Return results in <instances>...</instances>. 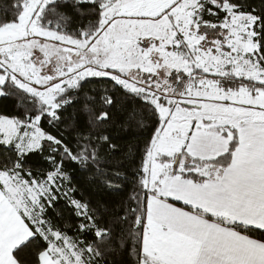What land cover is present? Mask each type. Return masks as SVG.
<instances>
[{
    "label": "snow or ice",
    "instance_id": "snow-or-ice-1",
    "mask_svg": "<svg viewBox=\"0 0 264 264\" xmlns=\"http://www.w3.org/2000/svg\"><path fill=\"white\" fill-rule=\"evenodd\" d=\"M0 99V264H264V0H0Z\"/></svg>",
    "mask_w": 264,
    "mask_h": 264
},
{
    "label": "trees",
    "instance_id": "trees-1",
    "mask_svg": "<svg viewBox=\"0 0 264 264\" xmlns=\"http://www.w3.org/2000/svg\"><path fill=\"white\" fill-rule=\"evenodd\" d=\"M89 88L103 90L106 87H110L105 82L93 83L88 86ZM14 101L12 99H0V109L12 111ZM111 134L115 138V142L119 145L116 153L109 150L107 146H104L100 153L99 158L101 164L105 170L116 167L119 164H125L128 166L131 172L132 166L128 163L131 159L129 155V149L133 145L140 144L141 141L137 139L140 135L135 128L130 131H123L119 127L111 129ZM33 164H41L42 161L36 158L32 161ZM67 171L74 177L73 183L80 187L83 192L87 193V199H91L94 202L100 204H107L110 207H118L119 202L127 199L128 192L131 189V184L122 191L109 192L99 185H92L88 183L89 178L92 176L91 172L82 171L78 165H69ZM131 179V176L129 177ZM91 240V237H88ZM135 257L131 253V248H118L115 251H108L105 256V260L102 264H134Z\"/></svg>",
    "mask_w": 264,
    "mask_h": 264
}]
</instances>
